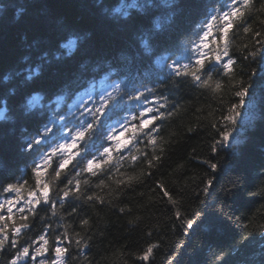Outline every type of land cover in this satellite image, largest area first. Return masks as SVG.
Segmentation results:
<instances>
[{
	"label": "trees",
	"instance_id": "16d2710c",
	"mask_svg": "<svg viewBox=\"0 0 264 264\" xmlns=\"http://www.w3.org/2000/svg\"><path fill=\"white\" fill-rule=\"evenodd\" d=\"M114 3L118 5L117 17L109 14ZM144 3L0 0V190L9 183H19L21 196H26L36 183L32 169L41 155H33L43 148L37 146L38 151L29 152L25 144L50 120L43 111L52 108L70 119L61 112L68 104L59 108L62 103L57 105V101L66 96L64 84L75 76L92 73L88 82L77 81L84 89L101 81L121 82V91L115 94L120 104L116 118L140 110L125 95V84L155 88L149 99L161 97L160 92L168 98L160 101L166 104L160 108L165 115L157 120L161 127L154 123L147 130L156 137L155 145L148 144L146 137L133 141L130 151L114 153L111 165L96 175L77 176L84 166L78 157L57 179L53 160L52 167L41 175L47 180L41 182L48 183L49 196L56 195L60 205L33 204L29 205L32 211L26 207L24 213L15 205L11 219H7L8 211H3L6 219L0 221L4 229L0 238L7 235L8 239L0 250V264H10L19 245L47 249L35 259L24 257L25 264H264V0H252L245 16L235 21L227 38L228 56H223V39L212 43L210 37L209 47L200 50L194 43L206 14L213 7L221 9L225 0H214L208 9L205 0H151L143 11L130 7ZM126 7L128 16L121 14ZM151 8H158L153 10L158 15L153 24L148 14ZM63 38L66 40L59 45ZM145 39L150 51L142 44ZM67 40L75 42L71 50L65 47ZM53 49L60 53L58 59ZM201 52L210 60H205L199 73L200 82L191 76L164 79L169 70H161L162 57L194 64ZM252 52L256 53L254 59ZM36 53H49L48 63L29 66L27 74L26 70L11 72L23 66L22 58L33 60ZM216 54L222 56L220 62L215 60ZM131 57L134 63L127 62ZM141 57L151 69L140 66ZM229 57L235 61L231 74L223 69ZM92 64L100 66L97 72ZM241 86L248 88V94L244 97L247 106L239 109L233 132L238 139L214 153L220 132L231 127L223 117L239 103L241 98L235 92ZM35 96L40 101L31 105L29 101ZM23 135L28 139L22 140ZM92 155L99 153L93 149ZM131 155L137 160L132 161ZM211 163L218 165L216 171L210 168ZM21 164L24 166L18 173ZM74 179L81 181L80 192L66 202L61 199V190ZM209 179L212 186L205 193ZM88 196L93 199L88 200ZM53 197L52 202L56 201ZM22 215L27 221L20 220ZM84 220L88 224H83ZM187 220L196 223L188 228ZM22 223L28 227L16 234L15 227ZM42 235L47 245L40 241ZM12 240L17 241L16 246ZM51 245L68 251L57 260ZM153 245L148 260L139 259Z\"/></svg>",
	"mask_w": 264,
	"mask_h": 264
},
{
	"label": "snow or ice",
	"instance_id": "6c2138e0",
	"mask_svg": "<svg viewBox=\"0 0 264 264\" xmlns=\"http://www.w3.org/2000/svg\"><path fill=\"white\" fill-rule=\"evenodd\" d=\"M165 2L167 3V0H165ZM251 3L252 0H225V4L221 9L213 7L212 12L206 14L201 31L197 34L198 40L194 42L195 48L197 50L208 48L210 37L212 38V43H216L218 39H223L225 42L223 56H228V34L233 28L235 21L245 16ZM150 5L151 0H145L144 4L131 5L130 7L135 8L137 11H143ZM121 14L128 16V8L126 7ZM156 27L158 28L159 24H157ZM244 31L247 32L249 29L244 28ZM257 35H259V33H257ZM142 44L145 51H150V45L146 39L142 41ZM74 45L75 42L70 41L65 47L71 50ZM250 55L254 59L256 53L252 52ZM185 59L191 60L190 57H185ZM206 59L210 60V57H207L201 52L194 64L183 63L180 58L172 60L170 56L162 57L159 63L161 65V70L164 68L169 70L168 76L164 79H168L173 75L177 77L191 76L195 81L200 82L201 76L199 73L204 70ZM169 60H171V63L168 62ZM215 60L220 62L222 56L216 54ZM234 63L235 61L229 57L227 62L223 64V69L227 74L233 73L234 70L232 65ZM202 83L207 84V81H203ZM125 87L128 89L125 95H127L130 102H133V107L138 106L140 108L138 112H133L128 117L116 118L118 116L117 109L120 108V104L117 102L115 94L121 91V85L115 84L112 91H105V93L99 97L98 101L94 102L90 107L85 105L84 98L81 97L74 106L76 110L70 111V119L64 115L57 116L54 113V118L44 124L42 132L26 142L25 148L29 152L38 151L39 149L37 146L45 148L40 159L34 161L32 169L36 177L37 189L43 197V202L48 203L50 201L49 185L48 183H42L40 177L48 168L52 167L53 160H56L57 163V167L53 170L54 177L57 179L61 177L62 172H64L78 157L84 160V166L76 175L79 176L81 173L96 175L98 171L103 170L104 166L111 165L114 153L119 154L125 149H129V145H131L133 141L138 142L142 137H146L148 144H156V137L147 130L151 128L155 121L161 119L165 115L160 112V108L166 107V104L160 103V101H167L168 98L166 96H161L155 99H149V96L155 92V88H150L146 85L143 87H136L134 84H125ZM216 87L219 88L220 85L217 84ZM247 94L248 88L244 86H241L240 90L235 92V95L241 99L238 104L232 105L231 108H229V114L223 117L228 121V125L231 127L226 131L220 132L221 139L216 142L212 149L214 153L217 152L219 148L228 144L233 137L237 117L240 115L239 109L244 105V97L247 96ZM39 101L40 97L35 96L29 103L35 105L39 103ZM135 102H138V104ZM57 104H59V101H57ZM109 121H111V123H109ZM121 137H124V139L122 140ZM93 149L99 153V156L92 155ZM82 154L84 155L82 156ZM144 155L146 156L147 154L145 153ZM89 156H91V158H88ZM121 159H123V156H121ZM131 160L136 161L137 156L131 155ZM149 163H151V161H149ZM217 167L218 165L216 163L210 164V168L213 171H216ZM84 183H87V181H84ZM211 186L212 180L209 179L203 191L207 193ZM21 187L22 185L19 183H9L3 189L5 192L16 194L13 199H7L4 203H0V210L8 205L7 211L9 216L7 219H11L12 208L21 203V197L19 195ZM80 189L81 181L79 179L68 180L65 188L61 190V199L64 200L70 196H76L80 192ZM165 194L167 195V193ZM29 197L31 198L25 201L26 205H39L41 203L37 191H31ZM87 199L92 200L93 196H88ZM74 210L75 209H73V211ZM17 211L24 213L25 207L21 206ZM29 211L31 212L32 209L29 208ZM197 215L199 214L197 213ZM179 216L180 213L177 212V217ZM5 219L6 217L0 214V221H4ZM20 220L27 221V216L22 215ZM82 223L86 225L88 221L84 220ZM195 223V220L185 221L188 228H192ZM26 227H28L27 223H22L19 227H15V233L19 234L21 229ZM3 231L4 229L0 228V233H3ZM7 239V235L0 238V250L3 249L4 241ZM39 239L43 241L44 245H47L48 241L45 236L42 235ZM76 243L79 244L80 241L77 240ZM11 244L12 246H16L17 241L12 240ZM153 247H155V245L148 247L139 259L148 260L149 256L152 254ZM45 251H47V249L44 247H36L35 256H33L29 246L23 247L22 250L16 253L14 258L10 261V264H17L22 256L35 259L36 256L43 255ZM67 251V248L57 246L55 249L57 260H59L62 253ZM220 259H223V257H220ZM41 264H44V262L41 261Z\"/></svg>",
	"mask_w": 264,
	"mask_h": 264
},
{
	"label": "bare ground",
	"instance_id": "6f19581e",
	"mask_svg": "<svg viewBox=\"0 0 264 264\" xmlns=\"http://www.w3.org/2000/svg\"><path fill=\"white\" fill-rule=\"evenodd\" d=\"M213 1H214V0H205V3H206V5H205L206 8H205V9H208L209 6H210V4H211ZM137 2H140V1H137ZM140 3H141V2H140ZM134 5H138V4H134ZM148 14L151 16L150 23L153 24V22H154L155 19L158 17V15H157L156 12L153 11L152 8H151V10L148 12ZM149 27H150V30H151L152 27H151V26H149ZM66 37H67V36H66ZM70 37H71V36H68L67 39H69ZM65 40H66V38H65ZM65 40H64V38H63V39L59 42V44H62ZM66 42L69 43L70 41L67 40ZM30 59H31V58H30ZM131 59H134V58L131 57L130 59H127V62L134 63ZM31 60H32V59H31ZM33 60H34V59H33ZM136 62H137V60H136ZM138 62H139V64H140V66H142L143 68H147V69L149 68V69H151V65L147 62V60H146L145 58H142V57H141V58L139 59ZM110 64L113 65V63H110ZM102 66H104V65H102ZM102 66H101V67H102ZM105 66H106V65H105ZM91 67H93V70H95L96 68H99L100 66L97 65V64H92ZM97 71H98V70H95V72H97ZM91 74H92V73H91ZM91 74H90V75H91ZM90 75H87V74H86L85 76H75V77L72 78L70 81H68L66 84H64V87H65L64 92H66V96H64L63 98H60V102H59V103H62V104L59 106V108H61L63 104H68V108H66V109H64L63 111H61L62 114H68V115H69L70 111H75L76 109H75L74 106L76 105L77 101H78L81 97L84 98L85 105H86V106H89V107L92 106V104H93V103L99 98V94H98L96 91H90L89 89H84L83 86L79 87V85H80L81 83L77 82V81L88 82V77H89ZM92 87H93V89L97 90V89L99 88V85H94V86H92ZM101 88L103 89L104 87H101ZM59 92H61V90L57 91V92L55 93V96H56L57 93H59ZM89 94H90V95H89ZM160 96H165V95L163 94V92H160ZM90 97H91V98H90ZM154 99H155V98H154ZM57 105H59V104H57ZM244 106H247L246 103H244ZM43 112H44L45 115H47L48 119H49V115H50V119H53V118H54V113H55L57 116H59V115H58V111H55V110L52 109V108H49L48 111L45 110V111H43ZM65 117H66V116H65ZM41 124H42V119L40 120V122L38 123L37 126H40ZM155 124L161 127V122H160V121L155 122ZM37 126H36V127H37ZM25 139H28V136L23 135L22 140H25ZM226 146H227V145H226ZM228 146H229V145H228ZM40 147H42V146H40ZM42 148H43V150L41 151V153L36 152V153L33 155V157L37 156V154H38V155H39V154L42 155L43 152L45 151V148H44V147H42ZM39 157H40V156H37L36 158H39ZM37 160H38V159H37ZM23 166H24V165H22V164L19 166L18 173L22 170ZM18 173H17V174H18ZM47 174L49 175V172H47ZM40 180H41L42 182L47 180V177L45 176V174H44V176L40 177ZM2 185H3V183L0 184V187H1ZM3 189H4V187L0 190V203H4L5 200H7V199H13V198L16 196L15 193H8V192H5ZM36 189H37V185H36V183H33V184L31 185V188L29 189V192H28L27 194H25L26 196H21V195H23V194L21 193L22 191L20 190L19 195H20V197H21V203H20V204H17V206H19V207L24 206L25 209H26V207H27V208H30L29 205H26V204H25V201L31 198V197H29V193H30L31 191H34V190L36 191ZM51 192H52V191H49V193H51ZM52 194H53V193H52ZM61 195H62V193H61ZM50 196H54L53 199L56 200V201H54V202L49 201L48 203L41 202L38 206H40V207H44V206H46V205L52 206V205H54L55 202H56L58 205H60V204H59L60 202L57 201L58 198L55 197L56 195L53 194V195H50ZM65 201H66V202L69 201V198L65 199ZM7 208H8V205H6L4 209L0 210V214H2L3 211H6ZM28 246L30 247V251H35V247H34V246H31V245H28ZM23 247H26V246H24V245H19V247L16 248L15 253H17L18 251L22 250ZM31 254H33V253L31 252ZM24 261H25V258L22 256V257L19 259V263H18V264H25Z\"/></svg>",
	"mask_w": 264,
	"mask_h": 264
},
{
	"label": "rangeland",
	"instance_id": "374dc122",
	"mask_svg": "<svg viewBox=\"0 0 264 264\" xmlns=\"http://www.w3.org/2000/svg\"><path fill=\"white\" fill-rule=\"evenodd\" d=\"M161 1V0H160ZM178 2V1H177ZM113 6H114V11H112V6L109 8L110 9V11H109V14L110 15H114L115 17H117V10H118V5H117V3H114L113 4ZM158 8H154L153 10H157ZM145 32V31H144ZM60 45V44H59ZM139 47H141V45H140V40H139ZM60 48V46H58V48L57 49H59ZM52 51H56V53L54 54V57L56 58V59H58V56H59V52H58V50H56V49H53ZM48 55H49V53H41L40 55H38L37 53H36V58L34 59V60H31V59H29L28 61H24V58H22V62H24V64H23V66H25L26 68L24 69V68H22L23 66H17V67H15L14 69H13V71H11V72H14V73H17V72H21L22 70H26V74H27V71H29L30 70V67L29 66H31V67H34V66H41V65H44L45 63H48V60H47V58L46 57H48ZM27 56V55H26ZM43 59H45V60H43ZM27 64H29L28 66H27ZM7 73V72H6ZM8 74L9 73H7V75L5 76V77H7L8 76ZM29 75L31 76V73L29 72ZM3 78H4V76H3ZM25 79H27L28 80V77L26 76L25 77ZM237 139H238V137L235 135V134H233V137L231 138V140L228 142V144H226L227 146L229 145H232V144H235L236 143V141H237ZM56 248V247H55ZM55 248L53 247V245H51L50 246V249L52 250V252H54L55 251ZM30 252H32L33 254L32 255H34L35 254V251H30ZM27 260V259H26Z\"/></svg>",
	"mask_w": 264,
	"mask_h": 264
}]
</instances>
